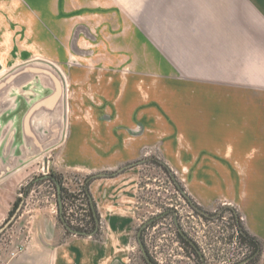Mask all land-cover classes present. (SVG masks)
Returning <instances> with one entry per match:
<instances>
[{
  "label": "rangeland",
  "instance_id": "374dc122",
  "mask_svg": "<svg viewBox=\"0 0 264 264\" xmlns=\"http://www.w3.org/2000/svg\"><path fill=\"white\" fill-rule=\"evenodd\" d=\"M247 1L264 3L0 0V79L41 61L56 69L64 88L61 141L0 178L19 177L14 188L3 192L0 208L12 197L21 200L15 214L0 224V264L23 250L27 225L41 209L48 208L60 225L61 215L68 212L78 225L75 220L87 213L80 191L85 177L114 173L132 183L108 182L110 196L98 199L99 232L84 243V253L101 252L96 264H148L141 245L153 264H252L245 259L248 250L240 244L238 222L254 235L243 206L227 197V182L219 181L227 167L209 166V132L179 131L187 129L184 120L209 131V91L231 77V71L223 74L209 65L214 42L221 29H256L251 22L256 13ZM253 8L264 22L260 6ZM127 88L134 102L126 113ZM27 106L19 96L15 110L1 118L3 124L10 120L18 143ZM179 113L180 125L175 118ZM192 138L198 142L193 144ZM234 167L243 185L244 167ZM50 175L60 185L49 181ZM60 187L71 197L63 208ZM23 212L27 218L18 223ZM179 233L196 246L202 261ZM65 237L85 238L66 232ZM259 241L258 264H264V241Z\"/></svg>",
  "mask_w": 264,
  "mask_h": 264
},
{
  "label": "crops",
  "instance_id": "0c3cea01",
  "mask_svg": "<svg viewBox=\"0 0 264 264\" xmlns=\"http://www.w3.org/2000/svg\"><path fill=\"white\" fill-rule=\"evenodd\" d=\"M146 1L148 5L149 0ZM255 5L260 6L259 11L264 12V7H261L264 3ZM255 5L248 2V7L256 13L251 21L256 29H221L218 31L221 35L215 34V58L209 61V65L222 70L223 74L231 71V77L222 79V83H215L212 94L209 91V131L194 129L188 120L183 122L187 129L180 127L179 131L192 134L209 132V166L221 164L227 167L219 181L227 182V197L238 206H243L248 229L264 241V22L253 8ZM3 68L0 59V71ZM129 94L130 89L127 88L125 105L122 106L127 108L126 113L128 109L132 110L134 102ZM175 118L179 119V125L182 124L181 113ZM200 139L205 141L203 136ZM195 141L198 142V139L191 140L193 144ZM73 145L74 137L68 142L67 150L70 151ZM196 147L207 149L205 146ZM235 165L244 167L243 185ZM13 174L0 182V205L3 192L10 187L14 188L15 182L19 180ZM118 175L114 173L108 178L92 179L89 195L95 205L98 206V199L104 200L110 196L108 182L121 181L127 185L131 181L126 176L120 180ZM116 194H119L118 190ZM15 200L12 197L7 207L0 208V224L8 217ZM26 218L23 212L18 215L17 221L21 223L20 220L25 221ZM27 229L28 235L26 230L22 232L26 235L23 250L5 260L4 264H96L99 261L101 252L98 255L95 252L84 253V243L88 242L89 237L76 240L66 238L64 228L48 208L35 213ZM88 244L94 245L92 250L96 249L93 241Z\"/></svg>",
  "mask_w": 264,
  "mask_h": 264
},
{
  "label": "water",
  "instance_id": "95a60500",
  "mask_svg": "<svg viewBox=\"0 0 264 264\" xmlns=\"http://www.w3.org/2000/svg\"><path fill=\"white\" fill-rule=\"evenodd\" d=\"M28 85L32 86L31 89L24 90ZM41 90L47 93L39 94ZM19 96L27 101L28 106L20 119L21 135L18 143L16 131L9 128L12 125L10 120L3 124L1 118L15 110ZM63 98L61 76L54 67L41 61L22 65L0 79V178L61 141L64 127ZM89 198L95 213L94 204ZM141 251L147 263L153 264L142 245Z\"/></svg>",
  "mask_w": 264,
  "mask_h": 264
},
{
  "label": "trees",
  "instance_id": "16d2710c",
  "mask_svg": "<svg viewBox=\"0 0 264 264\" xmlns=\"http://www.w3.org/2000/svg\"><path fill=\"white\" fill-rule=\"evenodd\" d=\"M92 179L93 178H91V177H85L84 184L82 185L81 190H80L82 192L84 199L86 200V204H87V213L84 215L85 217H83L82 220L81 219L75 220V221L79 222L78 225H73L71 223V220H73V219L68 218L66 215L67 213H63L61 215V218L59 219V221L63 225V228L67 234H72V235H75L78 237H89V236L93 237L94 235H96L99 232V228L96 226V224L98 221H100V216L97 212L96 205L93 203L94 209H95V213H94V211L91 207L90 198H89V196H90L89 195V184L92 181ZM48 180L51 181L52 183H58L60 185L59 179L54 175H50L48 177ZM59 197H60V200L62 202V208L67 204L66 202L71 198V197L69 198V196H67V195L65 196L64 189L62 187H60ZM20 201L21 200L19 198H17L15 200V202L12 205V209L9 212V215H8L9 217H12L15 214V212L17 211V209L19 207ZM187 201L189 202V200H187ZM194 208H196V207H194ZM198 209L199 208H197V210ZM86 218H87V220H86ZM234 218H236L237 220H240V216H235ZM84 220H86V221H84ZM238 224H240L239 225L240 244L245 246L246 249L248 250V254L245 256L246 257L245 259H249V260L252 259L251 260L252 264H258V262L260 260V256L262 254L261 242L255 236L249 235L243 229L240 222H238ZM71 231H73L74 233H72ZM179 235H180L181 239L186 243V245H188V247L191 249L192 253L198 258V261L199 262L202 261L201 260L202 258L200 256L196 246L192 242H190L185 237V235H182L181 233H179ZM143 260L146 261L144 256H143Z\"/></svg>",
  "mask_w": 264,
  "mask_h": 264
},
{
  "label": "built area",
  "instance_id": "2783aa9c",
  "mask_svg": "<svg viewBox=\"0 0 264 264\" xmlns=\"http://www.w3.org/2000/svg\"><path fill=\"white\" fill-rule=\"evenodd\" d=\"M70 211H71V210H70ZM83 211H84V210H83ZM66 215H67L68 218L72 219L68 212H67ZM84 215H85V214H84ZM84 215H82L81 217H84ZM71 223L73 224V220H71ZM81 225H82V224H81ZM14 255H15V254L13 253L12 256H14Z\"/></svg>",
  "mask_w": 264,
  "mask_h": 264
}]
</instances>
